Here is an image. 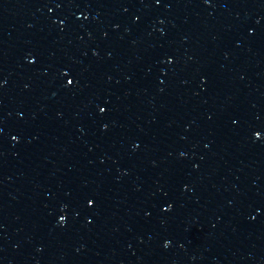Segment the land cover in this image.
<instances>
[{
	"label": "water",
	"instance_id": "1",
	"mask_svg": "<svg viewBox=\"0 0 264 264\" xmlns=\"http://www.w3.org/2000/svg\"><path fill=\"white\" fill-rule=\"evenodd\" d=\"M0 264H264V0H0Z\"/></svg>",
	"mask_w": 264,
	"mask_h": 264
}]
</instances>
